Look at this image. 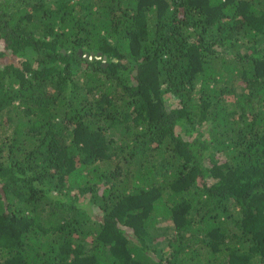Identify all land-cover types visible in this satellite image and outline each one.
Listing matches in <instances>:
<instances>
[{
	"label": "trees",
	"instance_id": "1",
	"mask_svg": "<svg viewBox=\"0 0 264 264\" xmlns=\"http://www.w3.org/2000/svg\"><path fill=\"white\" fill-rule=\"evenodd\" d=\"M0 264H264V0H0Z\"/></svg>",
	"mask_w": 264,
	"mask_h": 264
},
{
	"label": "rangeland",
	"instance_id": "2",
	"mask_svg": "<svg viewBox=\"0 0 264 264\" xmlns=\"http://www.w3.org/2000/svg\"><path fill=\"white\" fill-rule=\"evenodd\" d=\"M237 90H240L239 88H237ZM169 225V223H166L165 221H161L160 223H159V228L161 229V230H166V227ZM167 235H169V233L167 234ZM157 244H159L158 246H157V248H158V250H163V249H165L166 248V241H160V243H157ZM159 252V251H158Z\"/></svg>",
	"mask_w": 264,
	"mask_h": 264
},
{
	"label": "water",
	"instance_id": "3",
	"mask_svg": "<svg viewBox=\"0 0 264 264\" xmlns=\"http://www.w3.org/2000/svg\"><path fill=\"white\" fill-rule=\"evenodd\" d=\"M100 54V53H99Z\"/></svg>",
	"mask_w": 264,
	"mask_h": 264
}]
</instances>
